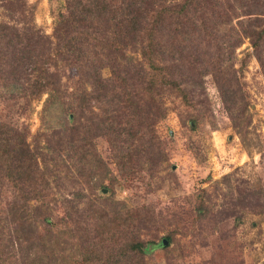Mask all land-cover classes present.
Segmentation results:
<instances>
[{
    "label": "rangeland",
    "instance_id": "rangeland-1",
    "mask_svg": "<svg viewBox=\"0 0 264 264\" xmlns=\"http://www.w3.org/2000/svg\"><path fill=\"white\" fill-rule=\"evenodd\" d=\"M70 1L0 0V25L13 27L11 44L0 42V123L25 135L45 182L39 198L22 201L0 180V264H104L119 255L123 264H264V32L252 44L264 0H200L207 33L163 34L162 48L177 50L165 63L166 51L153 56L182 92L153 97L144 89L149 59L130 14L121 18L134 0H96L99 20L70 24L63 44L59 15ZM35 47L33 64L25 52ZM115 71L139 106L113 115L134 161L125 175L95 130L112 114L95 99V81H114ZM41 79L53 85L38 94Z\"/></svg>",
    "mask_w": 264,
    "mask_h": 264
},
{
    "label": "trees",
    "instance_id": "trees-1",
    "mask_svg": "<svg viewBox=\"0 0 264 264\" xmlns=\"http://www.w3.org/2000/svg\"><path fill=\"white\" fill-rule=\"evenodd\" d=\"M95 1L96 0H88L87 2H83L82 0H71L70 3H68L67 16L65 17L63 14L59 15L58 24H63L59 30V37L61 38L60 40L63 41V44H65V38L63 37L64 32L68 29L70 24L73 23L75 26L77 24L79 26L83 24L85 25L90 17H96L95 21L99 20L98 17L103 14V12L100 8L95 6ZM143 3H145L146 6L141 9ZM108 4L110 5L109 2ZM200 4H202L200 0H134L129 4V7H125V11L122 10L123 14L121 15V18H123V20H125V17H123L124 14H130L129 17L132 18V21L128 23L127 26L131 27L132 32H138L137 35L142 43L141 50L143 51V54L148 57L151 70L153 69L152 71L154 73H152L153 75L149 80V88H144L145 90H149L151 97L159 95L163 88L172 90L174 93L182 92L179 90V83L175 82L173 75H171L169 71L170 67H167L165 64L164 66L155 64L153 56L160 50H164L166 52L160 53L161 59L162 57L171 58V55L177 50V48H174L173 50L167 51L162 48L161 40L163 34H169L170 32L179 35L197 33L204 36V34L207 33V27L205 26L206 23L204 20H201L202 7L198 9ZM104 7H108L106 3ZM121 18H119V20H121ZM137 19L143 20L146 26L141 27L139 22H137ZM198 22L202 24L201 28H199ZM0 28V42L4 40L5 45L9 46L11 44V39H9L10 37L7 32L8 30L13 29V27L0 25ZM261 32H264V29L258 32L256 39L252 41L255 48L256 42H259L262 37ZM158 33L160 36H157ZM249 35L252 36L253 33H249ZM69 40L70 39H66V42H70ZM170 41L172 40L166 39L164 42L168 43ZM1 49L3 48H0V50ZM35 49L36 47L25 52L28 60L31 56H34ZM180 49H182V47H179L178 50ZM75 51L76 50L73 52ZM5 52L4 50L0 51V68L1 59L4 57ZM14 54V51L13 53L11 52L12 60H16ZM104 59H108V56L104 55ZM35 61V59H31L28 62L34 64ZM162 62L165 63V60L162 59ZM190 66L192 67L191 63ZM12 72L14 71L12 70ZM12 72L10 73L11 76H13ZM155 72L158 73L156 74ZM2 74L0 69V79ZM99 77L98 79L100 81L97 80L95 83L101 92L95 99L109 105V112L112 114L107 115L108 117L100 120L97 124L98 126L96 125L97 127L95 130H100L104 132V135L109 137L108 143L111 152L115 157L120 172L125 175L127 170L133 167L132 165L134 161L131 153L124 151L122 147V143H125L126 140H120L121 136L124 137L125 134L123 133L126 129L125 127H119V122L114 121L113 115L115 111L117 112L116 109H120L123 104L127 105V107L125 109L123 105L122 109L127 110L131 108L132 114L138 113L139 106L137 102L133 100L135 92L128 88L125 78L120 76L119 81L116 82L118 79V72H114L115 79H113L117 83V86H113L114 84L112 85L114 82L112 79L101 80ZM18 80L19 77L17 76L14 81L17 82ZM36 82L37 84L34 86V91L38 94L42 93L44 90H48L49 85H53L45 79L36 80ZM31 93H33V91ZM180 95L182 99L187 98L186 94ZM70 135L73 136V132ZM74 137L79 138V144H77L78 146H75V148L83 150L88 143V139H85L82 132L81 136L78 134ZM70 142L72 146L75 145L73 140L70 139ZM81 156H84L83 152ZM0 180L6 182L13 191L17 192L19 199L22 201L28 198V194L39 198V191L44 187L43 183H45L44 170L40 168L38 158L35 157V154L29 149V146L25 141V135L19 130L6 126L3 123H0ZM122 225H124V223ZM170 242L171 237L167 236V238L162 240L160 245L167 246ZM130 248L132 249L134 257L136 256L138 258V254H143L141 242L135 244L132 243ZM119 257L120 255L107 257V259L104 260V264H123ZM121 257H123V255H121ZM85 261L87 264H90L89 260Z\"/></svg>",
    "mask_w": 264,
    "mask_h": 264
}]
</instances>
